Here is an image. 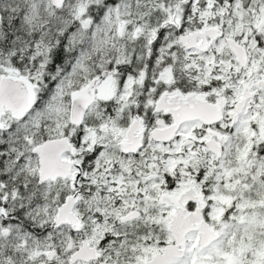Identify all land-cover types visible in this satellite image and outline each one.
<instances>
[{
	"label": "snow or ice",
	"instance_id": "6c2138e0",
	"mask_svg": "<svg viewBox=\"0 0 264 264\" xmlns=\"http://www.w3.org/2000/svg\"><path fill=\"white\" fill-rule=\"evenodd\" d=\"M0 264H264V0H0Z\"/></svg>",
	"mask_w": 264,
	"mask_h": 264
}]
</instances>
